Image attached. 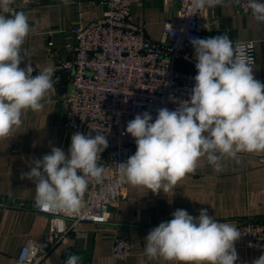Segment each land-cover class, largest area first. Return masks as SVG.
<instances>
[{"label":"clouds","instance_id":"obj_1","mask_svg":"<svg viewBox=\"0 0 264 264\" xmlns=\"http://www.w3.org/2000/svg\"><path fill=\"white\" fill-rule=\"evenodd\" d=\"M15 2L0 0V139L22 125L26 111L39 112L44 102L51 103L49 93L56 83L52 68L33 75L31 64L25 62L27 50L22 46L30 25L25 12L12 7ZM233 2L239 5L241 0ZM222 3L193 0L192 6L215 8ZM243 8L264 23V0H246ZM190 44L197 70L190 99L175 110L158 109L155 120L147 111L137 114L126 127L136 151L119 164L121 176L153 194L174 190L196 171L202 157L220 172L224 159L239 163L241 153L264 152V83L254 77L255 59L250 54L255 41L234 43L221 34L193 38ZM108 147L104 134L77 131L68 154L52 147L49 154L33 159L30 170L21 173L22 179L35 184L33 206L50 214H79L89 183L103 182L106 170L98 161ZM240 238L238 228L218 222L207 209L197 217L177 209L171 220L149 231L144 255L168 264H236L235 243ZM80 262L81 257L73 254L63 264ZM252 264H264V254Z\"/></svg>","mask_w":264,"mask_h":264},{"label":"crops","instance_id":"obj_2","mask_svg":"<svg viewBox=\"0 0 264 264\" xmlns=\"http://www.w3.org/2000/svg\"><path fill=\"white\" fill-rule=\"evenodd\" d=\"M100 0H16L12 5L28 16L30 32L23 44L27 50L25 62L34 66L37 74L45 68L54 70L56 81L50 90L51 103L44 102L39 112L26 111L23 123L6 139H0V264H16L21 247L28 240L41 241L51 228V218L36 212L33 206L35 184L21 178L30 170L31 161L59 147L68 154L71 136L75 132L63 127L67 99L73 87L71 77L60 66L74 57V30L81 22L95 20ZM177 0H133L132 16L153 42L162 38L167 20L178 10ZM204 38L226 34L234 42L255 41L254 77L264 83V23L252 15H244L228 0L215 8H205ZM53 33V35H50ZM52 40L53 46H49ZM24 65L22 64L21 67ZM191 68L197 73L196 68ZM94 135V134H91ZM262 153H241L240 162L222 161L223 170L216 172L200 158L196 171L188 174L167 193L153 194L143 186L124 188L110 219L103 226L84 224L85 238L72 237L58 246L42 264H63L69 255L81 257L80 264H168L145 255V238L161 222L172 219L177 209L197 217L201 209L221 223L239 228L241 220L252 218L264 222V164ZM78 174H80L78 172ZM5 201H10L6 204ZM115 236L129 240L132 255L126 260L112 256ZM235 248L236 264H252L264 250L252 252L241 237Z\"/></svg>","mask_w":264,"mask_h":264},{"label":"built area","instance_id":"obj_3","mask_svg":"<svg viewBox=\"0 0 264 264\" xmlns=\"http://www.w3.org/2000/svg\"><path fill=\"white\" fill-rule=\"evenodd\" d=\"M132 1H94L100 6L99 16L75 28L74 57L60 66L71 77L73 87L63 127L72 132L104 134L108 141L109 147L98 161L106 170L103 182L89 183L77 215L50 214L36 208L37 213L51 218V228L43 240L25 242L16 264H42L55 248L67 244L73 236L85 238L84 224H107L128 184L119 164L136 151L134 139L126 134L127 123L145 111L155 120L158 109L175 110L180 102L190 99L197 74L188 67L195 68L196 64L190 40L204 38L205 8H194L193 0H177L175 16L165 22L161 40L153 42L134 20ZM244 4L246 0L236 5L242 14L252 15L250 11L245 13ZM49 46H53L52 40ZM250 54L256 62L255 45ZM32 68L33 75H37ZM259 161L264 164V157ZM238 229L249 250H264V222L244 218ZM132 252L129 240L113 238L115 259L126 260Z\"/></svg>","mask_w":264,"mask_h":264},{"label":"water","instance_id":"obj_4","mask_svg":"<svg viewBox=\"0 0 264 264\" xmlns=\"http://www.w3.org/2000/svg\"><path fill=\"white\" fill-rule=\"evenodd\" d=\"M3 203V200L0 199V204ZM6 204H10V201H5Z\"/></svg>","mask_w":264,"mask_h":264}]
</instances>
